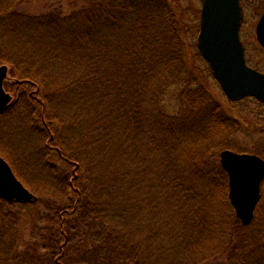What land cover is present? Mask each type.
Returning a JSON list of instances; mask_svg holds the SVG:
<instances>
[{"label":"rangeland","instance_id":"374dc122","mask_svg":"<svg viewBox=\"0 0 264 264\" xmlns=\"http://www.w3.org/2000/svg\"><path fill=\"white\" fill-rule=\"evenodd\" d=\"M28 1L26 5H19L21 11L41 13L58 9L64 16L73 11L65 0ZM168 2L182 28V52L180 57L172 54L169 63L166 61V69L150 67L147 72L139 70L135 57L122 51L118 44L114 45L113 51L100 55V85L94 90L92 99L89 81L84 74V61L72 66L71 57L66 59L68 66L61 69L48 61L44 69L37 58L28 59L29 65L37 71L38 79L50 81L53 78L54 83L43 86L41 94L35 86L14 83L16 79L9 74L6 89L14 99L6 110L0 112V156L15 165H11L13 171L22 175L25 181L19 179L39 196V201L26 207L14 205L22 213L14 229L16 244L12 248L11 259L0 253V264H24L22 258H14L15 254L21 255L22 252L30 251L35 259L47 253L53 218V208L47 199L52 195L50 190L59 187L63 178L62 174L61 178L60 174L57 175L62 171L60 163L52 171L41 162L42 146L48 144L50 137L63 143L62 148L66 151H74L84 170L90 169V174L97 179L108 178L119 184L118 172L130 170L131 181L137 184L131 196L133 201L135 198L137 208L129 215L131 219L134 216L137 221L145 223L141 215L148 220L154 206L156 213L162 215L167 212V205L172 209L182 205L171 191L174 184L181 183L192 190L190 194L199 195V202L208 197L217 203L216 212L212 208L204 211L197 198L193 200L194 204L199 203L196 215L202 220L199 222V235H203V228L209 232L216 223L222 224L220 218L226 216V212L219 216L221 188L201 165L200 141H210L212 145L227 143L238 152L264 153V106L254 97L231 101L212 75L207 62L199 56L196 38L200 28L201 0ZM0 32V50L15 55L12 58L19 62L27 61L7 40L12 33L4 26ZM167 33L168 37L161 42L162 47L164 41L170 39ZM150 63L156 64L153 59ZM139 64L142 65L141 62ZM9 68L11 71L10 65ZM73 75L82 77L78 84L66 87ZM102 77L110 78L111 84L104 83L101 88ZM166 81L173 83L164 86ZM213 109L230 117L225 130H221L223 124L217 123L218 119L211 114ZM183 119L189 122L190 129L179 134V129L169 123L170 120ZM219 153L217 160L220 162ZM54 160L57 161L55 155ZM80 167H72V177L84 171ZM143 173L144 178L141 177ZM127 222L123 221V224L132 225ZM250 229L244 243L239 246L242 251L232 255L234 264H251L253 253L259 255L258 246L264 244V212H259ZM211 239L218 241L216 235L208 240ZM2 245L0 243V248Z\"/></svg>","mask_w":264,"mask_h":264},{"label":"trees","instance_id":"16d2710c","mask_svg":"<svg viewBox=\"0 0 264 264\" xmlns=\"http://www.w3.org/2000/svg\"><path fill=\"white\" fill-rule=\"evenodd\" d=\"M65 1L73 9L67 16L62 15L58 9L41 13H28L24 9L21 11L19 5H26L28 0H0V30L4 26L12 33L7 40L27 60L19 62L12 58L15 55L0 50V63L11 66L10 73L16 79L14 83L35 86L41 94L43 86L54 83L53 78L51 77L52 81L38 79L37 71L29 65L28 59L37 58L44 69L47 61L61 69L68 66L66 59L71 57L72 66L84 61V74L89 81L92 99L94 90L100 85V55L113 51L114 45L118 44L122 51L135 57L137 67L144 72L149 71L150 67L166 69V61H170L173 56L180 57L182 28L178 25V19L168 0ZM74 6L77 8L74 9ZM167 32L171 40H165L162 47L161 42L168 37ZM2 47L7 48L5 44ZM198 54L201 56L199 51ZM152 59L155 60V65L150 63ZM81 77L73 75L66 87L78 84ZM104 83L111 84V79L102 77L101 88ZM172 83L166 81L164 86ZM35 96L37 98L36 93ZM211 114L218 119L217 123L223 124L221 130H225L230 117L217 109H213ZM167 124L168 122L166 126ZM170 124L179 129V134L190 129V124L185 119L170 120ZM152 133L155 134L154 129ZM151 138L156 140L153 136ZM212 143L200 141L201 165L205 166L209 176L221 188L219 216L221 217L222 212H226V216L220 218L222 224L216 223L209 232L203 228V235L200 236L199 222L202 220L196 215L199 203L202 210L211 211L212 208L216 212L218 207L213 199L207 197L199 202V195L190 194V188L181 183L174 184L171 191L178 196L182 205L173 209L171 205H167V212L162 215L156 213L157 208L154 206L148 220H145V215H141L145 223L137 221L134 216L131 219L129 215L136 212L137 208L135 198L134 201L131 198L132 192L136 191L134 185L137 184L131 181L130 170L122 169L118 172L119 184L108 178L97 179V176L95 178L90 174V169L84 170L74 151H66L62 148L63 143L50 137L48 144L42 146L44 151L42 150L41 162L52 171L60 163L62 171L57 175L60 174L61 178L62 174L63 178L59 187L50 190L52 195L47 199L53 208L47 253L35 259L34 254L28 251L21 255L15 254L14 258H22L24 264H234L232 255L242 251L239 246L244 243L252 222L259 212H264V179L253 221L244 225L238 219L229 198L227 171L217 160L221 150L235 149L227 143ZM252 153L264 158V153L260 151ZM54 155L57 161L54 160ZM10 165L14 164L10 162ZM73 166L78 169L81 166L84 171L77 174V177H72L70 171ZM14 172L25 181L21 174L16 170ZM141 177L144 178L145 174ZM24 184L28 187L26 182ZM195 198L199 203L194 204ZM38 201L39 196L33 203ZM15 204L26 207L32 203L0 198V243L3 244L0 253L6 254L8 259L13 256L12 248L16 244L14 229L22 215L14 208ZM123 221L132 225H124ZM213 235H216L218 241L208 240ZM258 251L259 255L254 252V256L250 257L251 264H264V244H259ZM211 259L213 260L210 261Z\"/></svg>","mask_w":264,"mask_h":264},{"label":"water","instance_id":"95a60500","mask_svg":"<svg viewBox=\"0 0 264 264\" xmlns=\"http://www.w3.org/2000/svg\"><path fill=\"white\" fill-rule=\"evenodd\" d=\"M200 30L196 44L208 62L212 75L230 100L252 96L264 102V73L247 66L238 31L242 20L239 0H201ZM264 16L259 23L260 32ZM9 65L0 64V112L6 110L13 96L4 88ZM220 161L228 173L229 198L242 224L249 225L261 197L264 179V158L255 153H240L230 149L220 152ZM0 198L21 203H33L37 196L14 173L0 156Z\"/></svg>","mask_w":264,"mask_h":264},{"label":"flooded vegetation","instance_id":"af4514ba","mask_svg":"<svg viewBox=\"0 0 264 264\" xmlns=\"http://www.w3.org/2000/svg\"><path fill=\"white\" fill-rule=\"evenodd\" d=\"M239 5L242 20L238 36L244 49L245 62L247 66L264 73V43L260 40L258 32L259 23L264 16V0H239ZM260 32L264 37V25ZM6 80L4 81L5 89L7 88ZM12 96L14 99V95ZM259 102L264 106V102Z\"/></svg>","mask_w":264,"mask_h":264}]
</instances>
